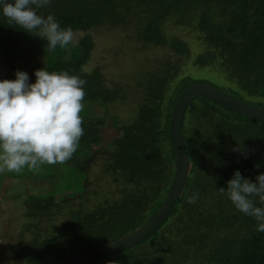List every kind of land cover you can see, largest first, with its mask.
Here are the masks:
<instances>
[{"label": "trees", "instance_id": "obj_1", "mask_svg": "<svg viewBox=\"0 0 264 264\" xmlns=\"http://www.w3.org/2000/svg\"><path fill=\"white\" fill-rule=\"evenodd\" d=\"M37 11L44 18L53 15L62 29L71 27L81 37L64 49L47 52L46 40L10 25L0 10L3 77L12 80L28 65L35 70L67 71L86 80L83 103L88 108L83 110L87 114H80L83 136L88 134L85 141L97 149L83 153L80 149L66 164L53 165L80 173V189L65 192L61 203L46 195L33 208L26 204L27 221L18 241L7 245L15 264H53L122 237L156 214L175 172L170 114L178 94L189 85L211 83L236 99L264 108V0H51ZM169 18L181 27L192 25L199 34L202 48L192 58L193 67L215 71L226 82L187 74L171 85L179 75L177 68L154 70L130 120L118 122L113 116L119 133L110 146L99 144L98 127L110 118V104L128 96L108 83L99 68L85 71L94 47L88 32L107 22L114 27L133 26V35L142 45H163L167 43L163 26ZM170 42L180 55L187 54L179 38ZM95 108L102 110V116L94 114ZM183 120L181 132L191 168L175 207L145 242L87 264H264V233L257 231L254 218L236 210L226 193L219 192L227 189L237 170L252 182L264 173V122L206 97L190 101ZM88 121L93 122L94 133ZM98 157L102 174L119 186L115 196L86 207L78 199L87 193L88 173ZM194 193L199 194L196 202L188 203ZM253 199L256 206L264 207L258 197ZM64 209L67 218L52 223Z\"/></svg>", "mask_w": 264, "mask_h": 264}, {"label": "rangeland", "instance_id": "obj_2", "mask_svg": "<svg viewBox=\"0 0 264 264\" xmlns=\"http://www.w3.org/2000/svg\"><path fill=\"white\" fill-rule=\"evenodd\" d=\"M189 26L181 27L172 18H169L163 26L162 34L167 39V43L163 45H142L133 35V26L131 28L114 27L107 22L88 32L93 37L94 47L91 49L85 65V71L99 68L100 73L108 83L117 85L119 92L128 96V98L124 97L110 104V118H106L105 125L101 128L98 127L99 144L110 146L113 137L119 133L111 120L113 116L117 118L118 122L130 120L134 106L136 102L138 103L137 99L141 93H144L145 86L149 84V78H151L154 70L160 73L165 68H170V70L177 68L179 75L172 81L171 85L181 80L179 76L182 78L187 74L207 77L209 81L212 82L213 80L214 83L226 82V79L220 74H215V71L204 69L201 71L199 68L193 67L192 58L201 51L202 47L199 46L198 32L192 25ZM80 33L74 32V40L81 37ZM173 38H179L184 42L188 48L187 54L180 55L170 45ZM4 65L0 56V80L5 79L3 77ZM19 71L28 73L29 83L36 82L35 67L23 65ZM15 79L16 76L12 80ZM83 104L84 108L87 109V105ZM81 113L83 116L87 114L84 110ZM94 114L102 116V110L95 108ZM88 122L89 128L91 127L90 129L94 133L93 122ZM87 138H89L88 134L82 137L83 141L79 143L77 151L80 152L81 149L83 153L86 150L97 149L96 145L85 141ZM100 164L101 161L98 157L96 164L93 162L88 173L87 193L82 200L78 199V202L82 201L87 204L86 207L102 201L104 197L115 196L119 186L112 181L110 175L104 174V176L102 174ZM55 167L43 165L38 173H33L25 168L19 174L9 172L0 174V262L2 264H15L7 247L17 243L18 232L22 224L27 221L24 216L26 204L33 208L32 206L39 205L37 201L46 195L54 196L55 201L61 203L64 202L63 198L66 193H73L80 189V173L64 166ZM23 201L26 203L24 204ZM61 213L59 216H57L58 213L56 214L52 223L56 224L67 218L66 209ZM31 220L33 221V219Z\"/></svg>", "mask_w": 264, "mask_h": 264}, {"label": "clouds", "instance_id": "obj_3", "mask_svg": "<svg viewBox=\"0 0 264 264\" xmlns=\"http://www.w3.org/2000/svg\"><path fill=\"white\" fill-rule=\"evenodd\" d=\"M50 4L51 0H0V10L10 25L46 40L47 52H55L73 43L74 33L71 27L62 29L53 15L38 14ZM15 75V80H0V174H19L25 168L38 173L43 165L66 164L84 135L80 114L86 80L46 68L35 71V83H29L27 72ZM219 192L226 193L236 210L254 218L257 231L264 233V207L253 199L258 197L264 205V173L252 182L237 170L227 189ZM198 195L190 196L188 203H195Z\"/></svg>", "mask_w": 264, "mask_h": 264}, {"label": "water", "instance_id": "obj_4", "mask_svg": "<svg viewBox=\"0 0 264 264\" xmlns=\"http://www.w3.org/2000/svg\"><path fill=\"white\" fill-rule=\"evenodd\" d=\"M196 97L209 98L229 111L232 110L264 122L263 107L236 99L211 83L199 82L189 85L188 88L178 94L170 114L169 137L175 152L176 166L168 192L156 214H154L142 227L122 237L105 242V244L96 247L80 250L74 254L63 257L53 264H87L103 260L106 257L122 253L125 250L145 242L161 226L181 196L190 172L191 163L181 130L183 129V119L187 106L189 102Z\"/></svg>", "mask_w": 264, "mask_h": 264}]
</instances>
